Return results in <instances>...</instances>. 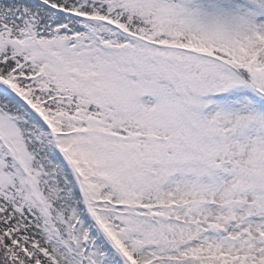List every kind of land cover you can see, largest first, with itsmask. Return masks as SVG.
<instances>
[{
    "label": "snow or ice",
    "instance_id": "snow-or-ice-1",
    "mask_svg": "<svg viewBox=\"0 0 264 264\" xmlns=\"http://www.w3.org/2000/svg\"><path fill=\"white\" fill-rule=\"evenodd\" d=\"M0 264H264V0H0Z\"/></svg>",
    "mask_w": 264,
    "mask_h": 264
}]
</instances>
